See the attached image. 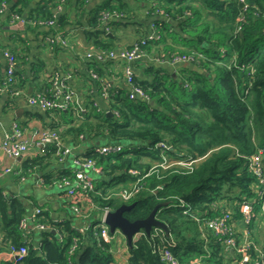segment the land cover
Returning a JSON list of instances; mask_svg holds the SVG:
<instances>
[{"label": "trees", "instance_id": "1", "mask_svg": "<svg viewBox=\"0 0 264 264\" xmlns=\"http://www.w3.org/2000/svg\"><path fill=\"white\" fill-rule=\"evenodd\" d=\"M89 1L0 0V9L6 5L9 18L26 16L28 25L54 20L55 26H48L49 37L60 34L68 41L70 17L54 12L66 6L74 8L88 44L98 51L117 50L113 29L134 23L140 7L135 9L126 0H105L87 12ZM145 1L144 9L152 20L141 26L139 45L146 54L155 46V58L161 60L189 59L187 65H180L178 74L161 66L145 68L143 78L135 76L137 87L148 97L142 100L131 98L129 89L112 87L106 77L108 62H86L87 80L97 88L98 95L107 87L106 108L94 106L93 101L83 106L85 113H79L76 103L68 111L54 107L47 113L55 120L44 129L56 132L66 148L90 143L79 156L95 161L102 173H91L95 189L88 194L76 191L71 196L68 189H59V195L65 198L67 218L55 220L50 208H39L41 213L33 219L32 229L23 228L22 222L32 215L33 205L29 207L0 188V254L9 255L12 246L27 249L19 261L0 258V264H113L117 254L114 241H108L101 228L84 233L79 228L103 210L114 211L123 204H135L124 213L135 222L147 219L157 205L164 203L155 217L168 229L165 234L154 227L149 235L142 230L131 246L126 240L123 247L128 264H165L161 260L163 249L171 250L182 264H193L197 259L201 264H226L224 239L202 229L199 221L227 211L234 219L242 217L241 205L254 201V224L263 201L259 192L264 188L249 171L250 159L260 151L264 153V0ZM106 15L118 18L106 23ZM83 19L85 23H81ZM48 44L62 49L56 41ZM27 50L10 51L17 66L28 62ZM44 65L40 59L32 63L35 81ZM21 74L16 69L17 83L8 93L9 101L29 81ZM5 81L0 70L1 88ZM39 95L56 101L51 80L31 97ZM97 143L118 145L121 151L102 155L96 152ZM58 152L57 146L49 145L43 156L24 161L16 174L41 172V180L48 187L64 179L74 180L70 164L56 172L46 171L52 160H58ZM262 172L264 179V154ZM140 179L142 188L131 200L116 197ZM41 225L50 230L36 232L34 227ZM251 226L253 241L256 237ZM257 242L260 248L252 246L250 253L255 264H264V239Z\"/></svg>", "mask_w": 264, "mask_h": 264}, {"label": "crops", "instance_id": "2", "mask_svg": "<svg viewBox=\"0 0 264 264\" xmlns=\"http://www.w3.org/2000/svg\"><path fill=\"white\" fill-rule=\"evenodd\" d=\"M17 0H15L16 2ZM105 0H90L86 11L93 10L98 7ZM132 6L139 8L136 10L138 19L134 23L125 27H116L113 29V43L117 49L131 48L138 43L141 38L140 29L142 25L146 26L152 20L147 17L145 0H126ZM34 6V2L29 7ZM56 14L67 13L70 17L71 24L66 27V35L68 38V47L58 48L57 50L50 46L48 43V37L50 35V28L46 26H38L32 23L28 25L26 21L27 17H21L27 24L22 26L13 18H9L8 8L0 13V70L5 75L6 58L3 55V50L7 49L12 51L16 48L25 49L28 48L26 64L23 62L17 66L18 72H22L21 76L26 81L24 89L21 88V94L12 97L9 101L8 93L4 92L0 87V144L9 134L15 124L20 125L24 134V139L29 143L28 152L21 159H12L5 155L0 149V188L5 190V193L13 194L18 199H21L29 205H31V211H35L37 208H43L52 210V218L55 220H63L67 218L63 207L65 198L61 195H54L49 191V188L43 184L41 180V172H34L29 175L16 174L21 170L22 163L28 159L37 158L44 155V148L36 145L34 141V130L44 129L53 122V115L47 113V110L41 109L37 106H32L29 103V97L31 95L39 94L42 88L45 86L48 80L53 79L55 75L61 76L66 79L74 92L75 103L79 107L87 106L88 102L93 101L100 108H106L107 104L105 100L98 95V90L90 82H88V75L86 68V62L89 60L86 58V54L95 50L94 45L88 44L86 41L83 30L77 24V15L74 8L62 7L60 11L54 12ZM85 16V15H84ZM85 20L83 19L81 23ZM29 26L31 28H29ZM36 26V27H35ZM89 30V28H85ZM21 39V41L19 40ZM158 54L155 46L151 47L147 56L139 61L131 63L136 77L143 78L145 68L148 66L163 67L171 73H179L180 65H172L170 63L160 64L156 62V55ZM42 60L45 65L42 69L39 79L34 80L32 63ZM106 72L107 80L115 89H128V86L123 77V65L124 62L110 61L108 62ZM186 66L187 64H181ZM175 75V74H174ZM31 89V92H30ZM55 120V119H54ZM98 145V144H97ZM90 143H85L81 148L77 147L75 153H82L89 148ZM70 159L65 164H60L57 161H51L52 165L46 169V171L56 172L63 165H69ZM36 201L37 207L34 205ZM264 216V215H263ZM262 217V216H261ZM264 219V218H263ZM233 226L235 231L240 234L245 230L246 225L243 217H238L233 220ZM33 224L29 222L27 228L32 229ZM253 234H256L258 229V223H252ZM36 232H40L36 230ZM114 245H117L118 253L115 255V261L113 264H128V256L123 247L122 238L115 237ZM227 250V249H226ZM226 264H236L235 254L232 250L227 251ZM0 258L7 260L9 255L1 253Z\"/></svg>", "mask_w": 264, "mask_h": 264}, {"label": "built area", "instance_id": "3", "mask_svg": "<svg viewBox=\"0 0 264 264\" xmlns=\"http://www.w3.org/2000/svg\"><path fill=\"white\" fill-rule=\"evenodd\" d=\"M7 9V6L2 4L0 13H3ZM113 16L106 15L105 22L107 23L109 19H112ZM118 18V16H115ZM113 17L114 19H116ZM13 20L19 22L22 26H25L27 22L22 19L20 16H13ZM38 26H55V21H40L37 24ZM48 42L53 43L56 41L62 48L68 47L67 39L63 38L60 34L56 36L48 37ZM142 45H145V41L141 42ZM3 55L6 58V69H5V83L2 87V90L6 93H9L13 87H15L17 80L15 76V72L17 69V59L11 54V52L7 49L3 50ZM147 54L139 45V43L133 45L130 49H117L112 51H98L94 50L86 54L87 59H95L99 63H106L109 61H117L124 62L123 65V77L128 86L130 97L131 98H140L142 100H148L147 94L139 87H137L135 83V73L131 66V63L139 61L145 58ZM156 62L170 63L172 65H181L187 63L189 59L186 58H175L171 61L161 60L159 58L155 59ZM94 79H97L96 74H92ZM52 81V93L53 97L56 101H51L46 99L43 96L37 97H29V103L32 106H37L44 110H50L54 107H58L62 111H68L70 108L72 109L75 104L74 92L69 86L66 79H63L59 75H55ZM108 86V84H107ZM21 94V91L14 92L15 96ZM101 98L105 100L106 104L109 103V93L107 91V87H104L103 93L101 94ZM94 106H98L94 103ZM79 113H85L87 110L85 107L78 108ZM111 114V111H106ZM113 113V112H112ZM116 114V113H114ZM34 143L41 147H48L49 145H55L59 148V152L57 154V162L60 164H64L67 162V159H70V168L75 173L74 180H66L64 179L61 182L55 184L59 189L65 190L68 189V194L73 196L76 194V191L81 193L88 194L89 192L94 191V177L91 176V173L95 175H100L102 170L98 167L92 159H85L79 156V153H75L77 148L65 147L60 137L56 132L51 131L49 129H35L34 130ZM1 151L12 159H21L29 150V143L24 139V134L22 129L15 124L13 126L12 131L6 135L3 142L0 144ZM121 151L120 146L118 145H101L98 144L96 147V152L102 155L116 154ZM263 152L260 151L258 154L254 155L250 159L249 171L253 172L255 176L258 177L260 183L264 185L263 172H262V160H263ZM132 174L137 175L138 173L132 172ZM141 181L137 180L133 184L130 185L128 189H122L119 193H117V198L122 201L131 200L142 188ZM260 196L263 198L261 202V210L264 215V188L259 192ZM261 198V199H262ZM253 210H254V201H246L240 207V212L242 214L244 223L246 225L245 230H243L238 236H235L237 232L233 226V213L227 211L226 213H222L220 216H216L215 218L210 219H202L200 226L205 228L208 231L213 232L216 236H221L224 239V245L227 251L232 250L235 254L236 264H255L253 258L250 253V249L253 246L257 249L256 245L252 243L250 239V226L253 223ZM77 213V210H74ZM111 212L110 209L103 210L94 220L88 222L86 225H83L79 228L81 233L89 229H97L101 228L102 235L108 240H115V233L112 236L110 234L109 227L106 225L105 220L108 213ZM41 213V209L37 208L32 215L26 220L22 222L23 228H27L29 222H33L35 217ZM85 219H89L88 216H84ZM34 230H50L45 226H35ZM144 232H142L143 234ZM140 233L134 236L137 237ZM27 253V249L25 247H16L12 246L9 250V258L11 261H19V259ZM118 253V249H117ZM161 260L165 264H182L179 259L174 255V253L169 249H163L161 251ZM201 260L197 259L193 264H201Z\"/></svg>", "mask_w": 264, "mask_h": 264}, {"label": "water", "instance_id": "4", "mask_svg": "<svg viewBox=\"0 0 264 264\" xmlns=\"http://www.w3.org/2000/svg\"><path fill=\"white\" fill-rule=\"evenodd\" d=\"M31 92V89H30ZM99 144V143H97ZM135 204H123L114 211L108 213L105 223L109 227L110 233L114 234L116 231L121 232L127 240V244L131 246V242L134 236L140 233L142 230L149 235L151 230L156 227L162 229L165 234H168V229L166 225L156 219L157 211L165 206L164 203L157 205L150 216L145 220H139L135 222H130L124 217L126 211L131 210Z\"/></svg>", "mask_w": 264, "mask_h": 264}, {"label": "rangeland", "instance_id": "5", "mask_svg": "<svg viewBox=\"0 0 264 264\" xmlns=\"http://www.w3.org/2000/svg\"><path fill=\"white\" fill-rule=\"evenodd\" d=\"M49 191L52 192V194H54V195H57L60 192V190L57 186L49 188ZM261 212H262V210L257 214L256 220L254 222L255 224L258 223V227H257L258 231L256 234H254L256 237V240L252 241V243H254L256 245V247H258V248H260V244L257 241L260 242L264 239V236H263L264 235V219H263L264 216L261 215ZM118 236H120L122 238V242H123V244H125L126 239H125L124 235L121 232H116L115 237L117 238Z\"/></svg>", "mask_w": 264, "mask_h": 264}]
</instances>
